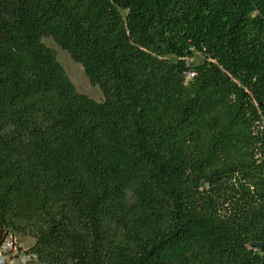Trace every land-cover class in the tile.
Instances as JSON below:
<instances>
[{
  "label": "trees",
  "instance_id": "16d2710c",
  "mask_svg": "<svg viewBox=\"0 0 264 264\" xmlns=\"http://www.w3.org/2000/svg\"><path fill=\"white\" fill-rule=\"evenodd\" d=\"M15 234L42 264H264V0H0Z\"/></svg>",
  "mask_w": 264,
  "mask_h": 264
},
{
  "label": "rangeland",
  "instance_id": "374dc122",
  "mask_svg": "<svg viewBox=\"0 0 264 264\" xmlns=\"http://www.w3.org/2000/svg\"><path fill=\"white\" fill-rule=\"evenodd\" d=\"M43 41L56 50L58 60L62 63L69 77L79 91L87 93L95 99L103 98V93L100 87L97 84H92L90 82L85 74L83 66L80 63L74 61L70 54L65 49L60 47L52 37L45 36L43 37ZM201 59L202 56L199 53H196L190 60L194 63L200 61ZM14 236L22 247H29V245L33 242V238L29 235L15 234ZM28 264H39V260L36 256H30Z\"/></svg>",
  "mask_w": 264,
  "mask_h": 264
},
{
  "label": "built area",
  "instance_id": "2783aa9c",
  "mask_svg": "<svg viewBox=\"0 0 264 264\" xmlns=\"http://www.w3.org/2000/svg\"><path fill=\"white\" fill-rule=\"evenodd\" d=\"M0 254L1 264H28L29 257L35 256L27 247L20 246L15 236H8L0 242Z\"/></svg>",
  "mask_w": 264,
  "mask_h": 264
},
{
  "label": "water",
  "instance_id": "95a60500",
  "mask_svg": "<svg viewBox=\"0 0 264 264\" xmlns=\"http://www.w3.org/2000/svg\"><path fill=\"white\" fill-rule=\"evenodd\" d=\"M29 249V247H27ZM3 262L2 255L0 254V264Z\"/></svg>",
  "mask_w": 264,
  "mask_h": 264
}]
</instances>
